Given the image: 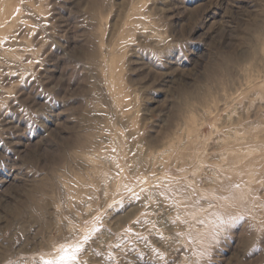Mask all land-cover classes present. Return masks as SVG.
<instances>
[{
  "label": "rangeland",
  "instance_id": "obj_1",
  "mask_svg": "<svg viewBox=\"0 0 264 264\" xmlns=\"http://www.w3.org/2000/svg\"><path fill=\"white\" fill-rule=\"evenodd\" d=\"M65 248L264 264V0H0V264Z\"/></svg>",
  "mask_w": 264,
  "mask_h": 264
},
{
  "label": "snow or ice",
  "instance_id": "obj_2",
  "mask_svg": "<svg viewBox=\"0 0 264 264\" xmlns=\"http://www.w3.org/2000/svg\"><path fill=\"white\" fill-rule=\"evenodd\" d=\"M75 251H77V252L80 251L79 247H77L75 249ZM64 252H65V255L60 257L59 264H67L68 261H71V260H74L75 259V256L74 255L73 256L67 255V252H68V249L67 248L64 249ZM47 264H57V262L48 261Z\"/></svg>",
  "mask_w": 264,
  "mask_h": 264
}]
</instances>
